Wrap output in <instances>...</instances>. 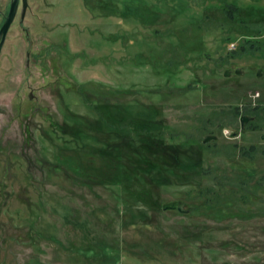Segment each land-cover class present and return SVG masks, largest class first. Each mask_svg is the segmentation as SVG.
Wrapping results in <instances>:
<instances>
[{
  "label": "rangeland",
  "instance_id": "rangeland-1",
  "mask_svg": "<svg viewBox=\"0 0 264 264\" xmlns=\"http://www.w3.org/2000/svg\"><path fill=\"white\" fill-rule=\"evenodd\" d=\"M233 1L264 18V0H21L0 56V264H264V56L229 57ZM107 102L161 108L198 169L100 183L115 167L63 140L71 117L99 130L89 105Z\"/></svg>",
  "mask_w": 264,
  "mask_h": 264
},
{
  "label": "trees",
  "instance_id": "trees-1",
  "mask_svg": "<svg viewBox=\"0 0 264 264\" xmlns=\"http://www.w3.org/2000/svg\"><path fill=\"white\" fill-rule=\"evenodd\" d=\"M192 1L194 2V0ZM202 1L205 2V0ZM234 2H225V6L222 3V11L227 20L237 23V26L240 27L236 29L239 35L233 36L232 34L225 39L226 43L237 42L235 50L229 54V57L238 58L255 56L257 54L264 56V38H262L264 37V23L257 24L258 21L264 18L255 19L257 11L252 8L240 7ZM149 11L157 15L158 18L156 19H159L160 13L157 14L150 9ZM205 11L206 7L202 13L203 18L194 24L196 29H201L205 21H210V17L205 15ZM245 12L253 13L254 16H249L250 18L252 17L251 20L247 16H244ZM141 13L143 14V11ZM262 16L264 17V15ZM81 89L82 87L79 90ZM81 95L84 96L82 92ZM89 106L93 112L94 120L100 123L99 130L95 127L94 130L107 133L108 138L102 139L96 135V131H94V134L93 131L86 128L85 120L82 117L72 118L70 116L69 121L71 123L67 122L69 133H64L67 139L64 137L63 148L70 150L78 149V152L83 154L87 152L85 150L88 147L92 151V154H99L101 160L111 163L115 167V170L106 168L105 172H108L109 175L102 176L99 179L100 183L132 186L136 179H140L143 182L146 181L147 177L160 187V185L164 184V180L168 181V179L164 178L168 177V174L177 173L180 175L182 172L186 174L187 171H196L198 169L197 162L191 161L190 157L188 158L187 155L179 151V148H184L186 145L181 144L177 146L166 143L168 138L166 134L167 126L164 124L161 108L143 104L117 105L111 102L102 104L92 103ZM136 108L138 110H135ZM258 109V107L253 108L255 112ZM81 126L84 128L81 129ZM117 135L118 137H126L123 140L126 141L131 151L128 148L123 149L126 146L122 149L115 147ZM121 150L131 153L126 154L125 151ZM252 150H255L253 146L247 151L240 152L242 154H251L250 151ZM61 156L62 158L58 159L60 169H67L68 167L77 176L79 175V171L82 172L80 173L81 175H87V166L82 167L80 164L78 165L76 159L67 160L63 155ZM111 158H114L116 161L113 162ZM130 159L134 161V164H131ZM160 177L164 179L160 180ZM88 180L93 179L89 178Z\"/></svg>",
  "mask_w": 264,
  "mask_h": 264
},
{
  "label": "water",
  "instance_id": "water-1",
  "mask_svg": "<svg viewBox=\"0 0 264 264\" xmlns=\"http://www.w3.org/2000/svg\"><path fill=\"white\" fill-rule=\"evenodd\" d=\"M20 2H21V0H13L11 2L9 13H8V15H7L6 19H5V22H4L3 26H2V28L0 29V56H1V53H2V50H3V47L5 45L8 33H9V31H10V29H11V27H12L14 21H15L16 16H17L18 9H19V6H20ZM22 2L25 5L26 0H22ZM239 73H240V71L237 70L236 74H239ZM229 75H230L229 72L225 73L226 77H228ZM258 76H260V75L258 74ZM247 122H248V117H243L241 119L242 128L245 127ZM238 136H239L238 133H233L231 137L232 138H237ZM216 139H217L216 136H207L203 140V144L207 145L211 141H214ZM162 208H163L164 211H178V212L184 213V214L189 213V210L185 209V205L181 204V202H179V201L166 203V204L163 205Z\"/></svg>",
  "mask_w": 264,
  "mask_h": 264
},
{
  "label": "built area",
  "instance_id": "built-area-1",
  "mask_svg": "<svg viewBox=\"0 0 264 264\" xmlns=\"http://www.w3.org/2000/svg\"><path fill=\"white\" fill-rule=\"evenodd\" d=\"M230 46H231V49H235L236 48V44L235 43H232ZM226 135H229V133L227 132Z\"/></svg>",
  "mask_w": 264,
  "mask_h": 264
},
{
  "label": "crops",
  "instance_id": "crops-1",
  "mask_svg": "<svg viewBox=\"0 0 264 264\" xmlns=\"http://www.w3.org/2000/svg\"><path fill=\"white\" fill-rule=\"evenodd\" d=\"M0 12H2V10H0ZM0 16H2V15H0ZM1 18V17H0Z\"/></svg>",
  "mask_w": 264,
  "mask_h": 264
}]
</instances>
